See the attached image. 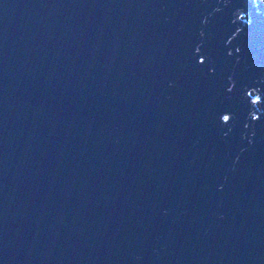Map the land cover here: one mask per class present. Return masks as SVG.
<instances>
[{"label": "water", "instance_id": "water-1", "mask_svg": "<svg viewBox=\"0 0 264 264\" xmlns=\"http://www.w3.org/2000/svg\"><path fill=\"white\" fill-rule=\"evenodd\" d=\"M256 0H0V264H264Z\"/></svg>", "mask_w": 264, "mask_h": 264}, {"label": "trees", "instance_id": "trees-1", "mask_svg": "<svg viewBox=\"0 0 264 264\" xmlns=\"http://www.w3.org/2000/svg\"><path fill=\"white\" fill-rule=\"evenodd\" d=\"M257 1H258V4L260 3L262 5V7H264V0H257Z\"/></svg>", "mask_w": 264, "mask_h": 264}, {"label": "rangeland", "instance_id": "rangeland-1", "mask_svg": "<svg viewBox=\"0 0 264 264\" xmlns=\"http://www.w3.org/2000/svg\"><path fill=\"white\" fill-rule=\"evenodd\" d=\"M259 6L262 7V5L259 3ZM262 13H263V16H264V7H262Z\"/></svg>", "mask_w": 264, "mask_h": 264}]
</instances>
